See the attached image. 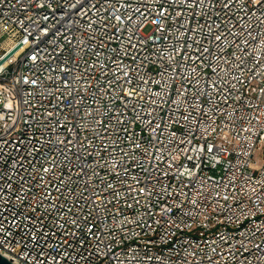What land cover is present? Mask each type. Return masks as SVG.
<instances>
[{
	"label": "built area",
	"instance_id": "built-area-1",
	"mask_svg": "<svg viewBox=\"0 0 264 264\" xmlns=\"http://www.w3.org/2000/svg\"><path fill=\"white\" fill-rule=\"evenodd\" d=\"M0 253L264 264V0H0Z\"/></svg>",
	"mask_w": 264,
	"mask_h": 264
},
{
	"label": "water",
	"instance_id": "water-1",
	"mask_svg": "<svg viewBox=\"0 0 264 264\" xmlns=\"http://www.w3.org/2000/svg\"><path fill=\"white\" fill-rule=\"evenodd\" d=\"M20 48V46L18 47ZM0 264H15L14 262H12L11 260H9L6 256L2 255L0 253Z\"/></svg>",
	"mask_w": 264,
	"mask_h": 264
},
{
	"label": "rangeland",
	"instance_id": "rangeland-1",
	"mask_svg": "<svg viewBox=\"0 0 264 264\" xmlns=\"http://www.w3.org/2000/svg\"><path fill=\"white\" fill-rule=\"evenodd\" d=\"M149 29H150V28H148L147 31H148ZM257 158L260 159V160L262 159V152H258V154H257Z\"/></svg>",
	"mask_w": 264,
	"mask_h": 264
}]
</instances>
